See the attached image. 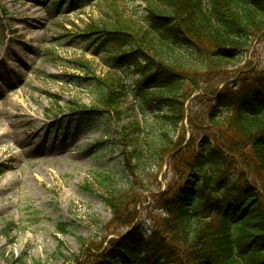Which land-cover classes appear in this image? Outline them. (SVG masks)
<instances>
[{"label":"rangeland","instance_id":"rangeland-1","mask_svg":"<svg viewBox=\"0 0 264 264\" xmlns=\"http://www.w3.org/2000/svg\"><path fill=\"white\" fill-rule=\"evenodd\" d=\"M0 1V264L22 256L30 263L93 264L132 229L149 236L160 226L162 199L186 180L184 153L203 130L192 129L217 107L220 90L233 94L244 74L264 71V41L256 39L201 82L185 100L186 119L178 127L161 117L165 107L148 110L137 95L119 113L105 109L94 121L80 122L69 104L101 107L102 92L84 80L74 60L90 59L103 77L114 55L86 39L84 29L119 15L145 18L146 2L63 0L58 7L57 0ZM122 73L132 88L142 80L134 67ZM8 128L12 134L1 136ZM173 141L183 152H167ZM164 144L170 146L150 160ZM135 145L150 156L140 168L130 162ZM110 194L126 200L121 213L106 204ZM62 222L69 233H58Z\"/></svg>","mask_w":264,"mask_h":264},{"label":"trees","instance_id":"trees-1","mask_svg":"<svg viewBox=\"0 0 264 264\" xmlns=\"http://www.w3.org/2000/svg\"><path fill=\"white\" fill-rule=\"evenodd\" d=\"M143 1L145 18L138 14L122 20L119 15L84 29L86 39L114 55L103 77L90 59L74 60L84 80L102 92L103 109L69 104V114L80 122L94 121L105 109L119 113L137 95L148 110L165 107L161 117L178 127L186 119L185 100L202 89L199 84L256 39L264 41V0ZM125 66L142 76L133 88L122 73ZM238 81L233 94L227 87L218 92L217 107L205 113L203 126L192 129L194 134L203 130L184 153L186 180L162 199L160 226L149 236L132 229L93 264H264V71H250ZM189 121L195 124L192 117ZM171 145L167 152L174 147L183 152L181 142ZM136 146L130 162L140 168L150 156L156 161L170 144L150 156ZM105 202L115 214L126 204L117 194ZM68 226L58 223V233H69ZM14 264L41 262L22 256Z\"/></svg>","mask_w":264,"mask_h":264},{"label":"bare ground","instance_id":"bare-ground-1","mask_svg":"<svg viewBox=\"0 0 264 264\" xmlns=\"http://www.w3.org/2000/svg\"><path fill=\"white\" fill-rule=\"evenodd\" d=\"M7 130H8L7 133L2 132L1 136H4L5 134H6V135H8V134L11 135V134H12V131H11L10 128H8ZM10 157H11V158H14V157H15V154H14L13 152H10ZM8 165L10 166L11 164H8Z\"/></svg>","mask_w":264,"mask_h":264}]
</instances>
